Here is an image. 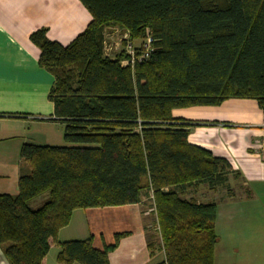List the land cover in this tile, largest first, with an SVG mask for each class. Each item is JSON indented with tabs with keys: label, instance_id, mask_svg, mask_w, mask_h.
I'll return each mask as SVG.
<instances>
[{
	"label": "trees",
	"instance_id": "16d2710c",
	"mask_svg": "<svg viewBox=\"0 0 264 264\" xmlns=\"http://www.w3.org/2000/svg\"><path fill=\"white\" fill-rule=\"evenodd\" d=\"M91 17L63 46L32 32L38 65L53 76L48 100L63 146L24 144L15 196L0 194V250L8 264H42L51 246L59 264H110L92 238L59 242L77 209L150 201V254L158 264H213L216 202L184 198L239 180L224 158L187 142L191 125L171 111L255 100L264 117V0H79ZM116 28L153 52L123 67L104 55ZM42 198V205L31 204Z\"/></svg>",
	"mask_w": 264,
	"mask_h": 264
},
{
	"label": "crops",
	"instance_id": "0c3cea01",
	"mask_svg": "<svg viewBox=\"0 0 264 264\" xmlns=\"http://www.w3.org/2000/svg\"><path fill=\"white\" fill-rule=\"evenodd\" d=\"M90 21L79 0H0V194H17L22 145H65L63 126L53 120L48 100L53 76L39 67V50L29 41L30 34L46 28L50 41L65 46ZM117 31L109 28L105 38L112 39ZM171 116L177 123L191 125L189 144L224 158L238 173L246 194L228 200L227 206L235 204V216L244 212L246 219L247 211L253 210L263 223L254 230L245 223L243 229L218 233L223 214L217 204L213 264H264V117L256 101L228 99L218 106L173 109ZM145 204L143 200L134 205L77 209L69 224L59 230L57 240L91 237L93 247L103 249L114 242V235L123 234L108 254L110 264H158L162 255L150 254L147 246L153 213ZM58 252V246H51L42 264H59ZM0 264H8L1 250Z\"/></svg>",
	"mask_w": 264,
	"mask_h": 264
},
{
	"label": "rangeland",
	"instance_id": "374dc122",
	"mask_svg": "<svg viewBox=\"0 0 264 264\" xmlns=\"http://www.w3.org/2000/svg\"><path fill=\"white\" fill-rule=\"evenodd\" d=\"M119 34H120V31H117L114 34V36L112 37V39L108 38V37L104 39L108 48L111 45H112L111 48H114L116 46V44L118 42ZM53 130L56 131L55 126H54ZM60 130H61V126H60ZM58 133L61 134L59 130H58ZM230 179H231L230 183L227 186H221V187H218L214 190L209 189L206 185L190 187L185 192V194L183 196L186 199L193 198L194 200H196L198 202H202V203L216 202L217 204H220L219 208H221V209H220L219 214L220 215L223 214V215L219 216V220H218V224H217L218 233L221 231H228V230H233V229H238V228L243 229V228H245V223H247L246 227H248V225H249L248 228H250V229L252 227H254L252 230L261 227L262 221H259L256 218L255 214H253L254 213L253 210L247 211V218L245 219L246 215L244 216V212L241 213V216H239V215L235 216V211H234L235 204L227 206L228 200L230 198L244 197L246 194L243 185L240 183V180L237 179V181L234 182L233 177H230ZM42 201H43L42 198H40V199L32 202V204H31L32 208L36 209V208L40 207L43 204ZM146 203L149 205L150 201L147 200ZM237 205H239V204H237ZM243 205L241 207H243ZM146 207H147V205H146ZM241 207H240V210H241ZM259 222H260V224L258 225ZM151 224L152 225L154 224V217L153 216L151 218ZM238 238L240 239L241 237H238ZM236 243H238V242H236ZM50 253H53V252H50ZM226 255H227V253H224V256H226Z\"/></svg>",
	"mask_w": 264,
	"mask_h": 264
},
{
	"label": "built area",
	"instance_id": "2783aa9c",
	"mask_svg": "<svg viewBox=\"0 0 264 264\" xmlns=\"http://www.w3.org/2000/svg\"><path fill=\"white\" fill-rule=\"evenodd\" d=\"M112 46V45H111ZM109 48L104 42V55L108 58H115L120 52L126 54V58L120 61L123 67H133L136 63L145 62L153 52V39L148 34L138 45H134L129 39L128 33L119 34L118 42L114 48ZM264 155V145L261 146Z\"/></svg>",
	"mask_w": 264,
	"mask_h": 264
}]
</instances>
